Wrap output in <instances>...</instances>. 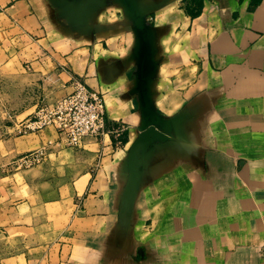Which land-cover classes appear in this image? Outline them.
Listing matches in <instances>:
<instances>
[{
  "label": "crops",
  "instance_id": "crops-1",
  "mask_svg": "<svg viewBox=\"0 0 264 264\" xmlns=\"http://www.w3.org/2000/svg\"><path fill=\"white\" fill-rule=\"evenodd\" d=\"M136 2L153 31L152 99L172 130L132 164L142 116L122 2L0 0V66L21 87L11 131L74 80L106 104V130L78 147L56 145L53 127L8 137L13 156L51 149L0 175V227L46 226L38 207L62 227L0 264H264V0Z\"/></svg>",
  "mask_w": 264,
  "mask_h": 264
},
{
  "label": "built area",
  "instance_id": "built-area-1",
  "mask_svg": "<svg viewBox=\"0 0 264 264\" xmlns=\"http://www.w3.org/2000/svg\"><path fill=\"white\" fill-rule=\"evenodd\" d=\"M106 104L103 95L84 81L74 80L72 90L53 102L37 106L35 113L18 123L25 134L52 125L58 145L78 147L87 137L97 138L106 130ZM46 147L30 152L27 161H39Z\"/></svg>",
  "mask_w": 264,
  "mask_h": 264
},
{
  "label": "rangeland",
  "instance_id": "rangeland-1",
  "mask_svg": "<svg viewBox=\"0 0 264 264\" xmlns=\"http://www.w3.org/2000/svg\"><path fill=\"white\" fill-rule=\"evenodd\" d=\"M19 88L21 87L18 86V80L15 79L14 74L13 76H10L9 66H0V175H10L16 170L19 171L28 166L42 162L45 155L51 149L47 146H41L34 149L38 150L46 147L44 155L41 156L39 161L34 162L27 161L30 152L34 150L28 151L20 156H13L8 152L9 146L12 144L8 140V137H10V135L15 136L21 134L17 132L18 128L13 131L10 129V125L14 124L16 118L15 116H12V110L9 108L8 104L9 95L12 94L13 96L16 89ZM35 110L24 118L34 114ZM22 120H18V123ZM46 127L54 128V126L48 125L37 130ZM28 133H32V131ZM58 146L68 147L65 145ZM22 212L25 213L24 211ZM33 219L34 224L38 222L40 223L43 220L46 223V226H15L16 229L14 230H4L3 227H0L3 229V231H0V257L22 253L34 246L41 245L42 243L56 241L59 235V228L62 226H58V221L53 215H50V219H47L46 215L42 216V211L38 207L33 210ZM25 227H27V229Z\"/></svg>",
  "mask_w": 264,
  "mask_h": 264
},
{
  "label": "water",
  "instance_id": "water-1",
  "mask_svg": "<svg viewBox=\"0 0 264 264\" xmlns=\"http://www.w3.org/2000/svg\"><path fill=\"white\" fill-rule=\"evenodd\" d=\"M130 17L136 36L135 58L137 59L134 92L137 94L142 121L140 133L133 142L129 159L133 164L139 148L156 140L170 138L172 120L165 117L155 106L151 94V81L157 69L153 31L146 14L136 0H120Z\"/></svg>",
  "mask_w": 264,
  "mask_h": 264
}]
</instances>
